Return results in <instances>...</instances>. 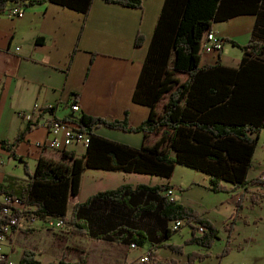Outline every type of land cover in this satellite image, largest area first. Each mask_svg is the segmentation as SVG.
I'll return each mask as SVG.
<instances>
[{
  "label": "trees",
  "instance_id": "1",
  "mask_svg": "<svg viewBox=\"0 0 264 264\" xmlns=\"http://www.w3.org/2000/svg\"><path fill=\"white\" fill-rule=\"evenodd\" d=\"M106 1L130 8H142L145 2ZM46 2L79 10L86 14V18L93 5V0H0V13L14 5L29 7ZM243 14L258 17L252 40L244 44L229 37L224 40L243 51L240 66L231 68L220 61L203 65L200 46L205 33L215 22ZM144 38L138 33L135 45L142 46ZM262 39L264 0H165L133 95L134 102L151 108L150 115L137 126L131 125L127 118L78 113L72 109L71 103L72 113L61 119L54 115L55 106L42 108L36 119H28L26 127L14 138L0 139V145L10 151L14 159L18 157L19 144L39 126L44 113L53 114L61 122L75 124L89 134L90 142L81 155L71 151H63L61 159L41 155L34 173L28 162L22 160L30 180L18 188L0 184V196L8 197L12 202L21 201L23 207L2 202L0 209L8 205L13 214L23 212L27 217L37 218L42 225L52 218L63 219L65 229L73 234L107 242L130 246L134 243L136 247L149 242L153 257L154 250L163 246L179 254L185 253L183 245L166 242L179 231L172 230L170 224L182 220L192 228L191 236L184 244L195 243L211 249L220 238L219 228L195 208L170 200L164 193L175 188L170 182L139 183L136 186L127 183L102 190L73 205L72 214L68 215L69 200L78 195L87 168L144 173L170 180L176 165H182L205 173L212 192L245 189L225 225L228 239L219 258L228 256L232 250L230 241L234 225L244 208L248 185L264 184L262 176L251 180L248 177L260 133L264 130ZM37 42H40L39 38ZM101 126L142 133L144 143L137 148L106 138L94 131ZM249 199L252 205L260 204L264 193L254 191ZM9 219L11 216L7 214L0 217V234L5 232ZM199 227H204V231L200 232ZM23 230L26 233L31 231L30 228ZM210 255V252L192 251L187 255L186 264H195ZM154 261L155 264H178L176 259L164 261L154 257ZM86 262L83 254L76 262L68 259L67 254L59 260V264ZM19 264L43 263L34 249H26L22 251Z\"/></svg>",
  "mask_w": 264,
  "mask_h": 264
},
{
  "label": "crops",
  "instance_id": "2",
  "mask_svg": "<svg viewBox=\"0 0 264 264\" xmlns=\"http://www.w3.org/2000/svg\"><path fill=\"white\" fill-rule=\"evenodd\" d=\"M164 4L165 0H145L144 7L130 8L106 0H93L87 18L86 14L79 10L52 2L25 7L23 18L12 17L7 11L0 13V139L14 138L22 131L28 122L25 118L27 114L36 119L40 112L36 105L41 109L55 106L54 115L60 119L64 118L70 114L69 105L75 95L78 96L76 100L81 106L80 112L98 117L122 120L127 118L131 125H141L150 115L151 108L134 102L133 95ZM257 19L255 14H243L227 21L215 22L212 30L224 39L229 37L244 44L252 40ZM138 33L145 36L144 44L140 47L135 45ZM243 54L240 48L225 42L221 53H204L201 55V62L206 65L220 61L224 66L238 68ZM54 115L43 114L39 119V126L28 133L25 140L19 144L16 150L17 159L0 145V184L18 188L28 183L30 178L27 172L19 170L17 164H22V160L28 162L31 172L34 173L41 155L54 159L62 158L63 152L59 150L41 149L36 146V143L48 139L47 123ZM94 131L106 138L137 148L144 143L142 133L125 132L106 126L98 127ZM67 151L81 155L85 152V147L74 144ZM180 166L182 165H176L174 176L170 180L144 173L87 168L82 175L78 195L69 200L68 215L72 214L73 205L76 203L86 201L99 191L114 189L127 183L136 186L139 183L155 185L170 182L175 185L177 191L183 192V187H187L189 182L183 185L182 181L176 178ZM179 171L186 175L189 173L182 168ZM263 172L264 130L260 133L253 164L249 170V180L261 176ZM194 177L193 181L197 187L204 186V189L212 191L209 189V177L205 173L197 172ZM230 186L228 184V187ZM190 190L183 195H176V200L195 207L219 229H222V226L225 229L226 223L236 210L240 195L245 192L243 187L231 192H221L223 194L218 197L219 202L208 205L202 201L201 193ZM254 191L264 193V184L248 185L246 205L251 204L249 197ZM4 199L5 196H0V203ZM257 209L263 211L264 200L250 209L249 218L247 211H244L240 221L246 224L247 220L251 226L245 233H241V236L238 233L240 237L235 247L238 248L237 244H241V238H250L245 246L241 244L245 258L255 264H264V234L260 229L264 224V214L254 213L253 210ZM251 221H254V224L250 223ZM24 228L29 229L25 226L15 230L0 242L2 250L8 252L17 264L22 251L26 249H34L43 264H59V254L56 259L50 256L51 250L63 253L79 252L72 261H78L83 254L87 259L86 264H108L109 262L105 263L106 259L113 264H129L142 253L151 250L149 242L133 249L130 245L118 242L73 234L67 228L59 233L52 232L47 230L41 221H37L29 233H26ZM177 232L166 242L171 243ZM191 233L190 227L184 239L190 238ZM225 236L226 233L222 232L219 239L222 240ZM71 237H77L73 245L70 242ZM236 239L234 235V241ZM71 247L73 249H70ZM195 247L191 251L211 253L210 248L200 245ZM191 251L185 249L184 254H179L163 246L154 250V257L164 261L176 259L178 264H186L187 255ZM105 254L117 255V259L112 260L110 256L108 259ZM208 258L211 259L212 255L195 264H203Z\"/></svg>",
  "mask_w": 264,
  "mask_h": 264
},
{
  "label": "built area",
  "instance_id": "3",
  "mask_svg": "<svg viewBox=\"0 0 264 264\" xmlns=\"http://www.w3.org/2000/svg\"><path fill=\"white\" fill-rule=\"evenodd\" d=\"M7 13L12 17L23 18L25 16V7L22 5H14ZM225 39L217 34L214 30H209L205 33L203 39L201 40V52L204 53H220L224 48ZM71 107L74 111L80 112V104L73 99L71 102ZM37 110H41L39 105H36ZM27 119L31 120L32 115L27 114L25 116ZM48 124L49 137L45 141H40L36 143V146L41 149H53L59 150L60 152L67 151L74 144H80L86 146L90 142V136L88 133L78 129L75 124L68 122H61L58 118L52 116ZM262 178L264 179V172L262 173ZM170 200L176 201V188H169L164 192ZM5 204L10 203L14 207L22 208L21 201L12 202L10 198L6 197L3 201ZM5 214L10 215L9 223L5 226V232L0 234V242L5 240L7 234H13L15 230H20L26 226V228H31L36 226L37 218L27 217L25 213L13 214V210L8 205H3L0 209V217ZM185 221L176 220L171 223L172 230L180 229ZM46 229L51 231L61 232L65 230V222L63 219L52 218L44 223ZM14 227L16 229L14 230ZM199 231L203 232L204 227H199ZM133 249L137 248L134 243L131 244ZM3 246L0 244V262L1 264H17L11 259L8 252L2 250ZM149 251L142 253L134 261L129 264H155L154 257L150 255Z\"/></svg>",
  "mask_w": 264,
  "mask_h": 264
},
{
  "label": "rangeland",
  "instance_id": "4",
  "mask_svg": "<svg viewBox=\"0 0 264 264\" xmlns=\"http://www.w3.org/2000/svg\"><path fill=\"white\" fill-rule=\"evenodd\" d=\"M70 113H72V111H70ZM78 114V113H76ZM84 147V146H83ZM56 154H60L59 152H56ZM18 166H19V170H22V172H26L25 171V168H24V164L22 163H17ZM178 171L176 172V178L181 180L182 181V184L185 185L186 183L189 182V185L187 187H183V192L181 191H177L176 195H183L184 192H186L188 189H191L190 191L191 192H198V194L201 193V197H202V201L205 203V204H208V205H213L217 202H219L218 197H220V195H222L223 193H213L212 191H209L208 189H204V186H200L198 185V187L196 186L197 184L194 183V175H196L197 172H195V170H192L190 168H186V167H178ZM180 168H182L184 171H189L188 175L186 174H182L179 170ZM256 169L254 168L253 171H255ZM190 175V176H189ZM246 200H247V197H246ZM250 200V199H249ZM264 200V199H263ZM262 201V200H261ZM260 201V203H261ZM259 205V204H258ZM255 206V205H246V201L244 202V208L243 210H240V215L234 225V231H233V235H232V241H230V247H231V252L228 256H223L221 258H219V256L221 255V253L224 251V248H225V245L227 244L226 243V240L228 239V232L226 231V229H223V226L221 227L222 229H219L220 230V234H222V232L226 233V236L224 237V239L220 240H216L213 247L211 248V255H212V258H208L207 260H205V262L203 264H255L253 263L251 260H249V258H245L246 254L243 252V245L245 246L246 245V242L247 241H250L251 239L250 238H247V237H243L241 238L240 242L241 244H237L238 246L241 245L242 248H236L235 247V244L237 243V241H239V237L241 236V233H245V231L248 230V228L251 226V225H248L249 224V221L245 220V223L246 224H242V221H240V219H242V215L244 213V211H247L246 214H247V218H249V215L251 214V210L252 207ZM195 208V207H193ZM196 209V208H195ZM254 213H261V214H264V209L263 211H260V210H253ZM250 223L254 224V221H251ZM227 225V223H226ZM188 229H190V225H188L187 222H185V224L183 225V227H181L179 230V232L176 233V235H174V239H172L171 243L173 244H180V245H183L184 247V252H185V249L186 251H191L192 248H196L194 243H191V244H184V241L186 239H184V237L187 235L188 233ZM260 229H261V232L262 234H264V224L262 226H260ZM238 233H240L238 235ZM219 234V235H220ZM234 235L237 237V239L234 241ZM73 236H76V235H73ZM75 239L76 238H70V242L71 244L72 243H75ZM188 239V238H187ZM234 241V242H233ZM73 245V244H72ZM70 249H73V247H71ZM62 251H56V250H51L50 251V256L54 257L57 259L58 257V254L60 256V259L61 257L64 255V254H67V257L68 259H70L71 261L74 260L73 258H75L76 254H79V252H72V251H66V252H62ZM192 252V251H191ZM210 252V251H209ZM61 253V255H60ZM200 253H203V252H200ZM107 257L110 256L108 254H105ZM210 255V256H211ZM117 255H113V256H110V258H116ZM77 257V256H76ZM186 257V256H185ZM109 259V257H108ZM113 260V259H112ZM109 262V263H108ZM197 262V261H196ZM195 262V263H196ZM198 262H201V261H198ZM105 263H108V264H113L110 260L107 261V259L105 260ZM125 264V263H124Z\"/></svg>",
  "mask_w": 264,
  "mask_h": 264
}]
</instances>
